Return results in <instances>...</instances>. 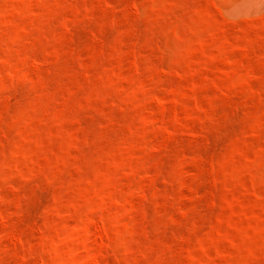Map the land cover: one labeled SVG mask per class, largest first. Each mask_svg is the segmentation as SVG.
I'll return each mask as SVG.
<instances>
[{
	"label": "rangeland",
	"instance_id": "1",
	"mask_svg": "<svg viewBox=\"0 0 264 264\" xmlns=\"http://www.w3.org/2000/svg\"><path fill=\"white\" fill-rule=\"evenodd\" d=\"M0 264H264V0H0Z\"/></svg>",
	"mask_w": 264,
	"mask_h": 264
}]
</instances>
